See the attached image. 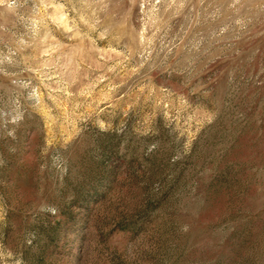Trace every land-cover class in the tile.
I'll list each match as a JSON object with an SVG mask.
<instances>
[{"label":"rangeland","instance_id":"1","mask_svg":"<svg viewBox=\"0 0 264 264\" xmlns=\"http://www.w3.org/2000/svg\"><path fill=\"white\" fill-rule=\"evenodd\" d=\"M0 264H264V0H0Z\"/></svg>","mask_w":264,"mask_h":264}]
</instances>
